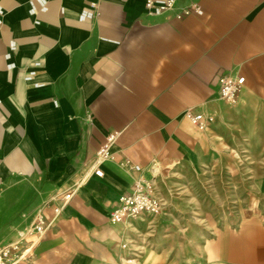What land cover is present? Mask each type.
Here are the masks:
<instances>
[{
  "label": "crops",
  "instance_id": "obj_1",
  "mask_svg": "<svg viewBox=\"0 0 264 264\" xmlns=\"http://www.w3.org/2000/svg\"><path fill=\"white\" fill-rule=\"evenodd\" d=\"M31 1L0 0V242L50 223L20 264H126L122 246L147 224L110 214L159 167L244 176L258 199L240 208L264 210V0H177L202 9L183 20L149 16L145 0H46L35 15ZM97 2L100 15L81 20ZM219 72L246 79L236 107L220 97ZM190 109L214 121L200 131ZM113 134L114 160L93 176ZM239 145L245 169L224 151ZM198 225L183 264H264V211Z\"/></svg>",
  "mask_w": 264,
  "mask_h": 264
},
{
  "label": "rangeland",
  "instance_id": "obj_2",
  "mask_svg": "<svg viewBox=\"0 0 264 264\" xmlns=\"http://www.w3.org/2000/svg\"><path fill=\"white\" fill-rule=\"evenodd\" d=\"M233 155L236 168L247 166V145L224 147ZM230 165V164H229ZM186 168H158L152 180L159 195L166 202L160 215L144 214L138 218L147 228L133 233L127 239L126 264H183L188 258L184 250L198 244V219L203 216H238L240 212L261 213L262 209L240 208L247 202L256 201L247 178L193 175ZM150 180V179H149ZM184 220V221H183ZM154 251L156 255H150Z\"/></svg>",
  "mask_w": 264,
  "mask_h": 264
},
{
  "label": "built area",
  "instance_id": "obj_3",
  "mask_svg": "<svg viewBox=\"0 0 264 264\" xmlns=\"http://www.w3.org/2000/svg\"><path fill=\"white\" fill-rule=\"evenodd\" d=\"M101 1L103 0H100V2ZM100 2L92 4V7L96 10L95 14L90 11H85L81 16V20L86 21L99 16ZM37 3L41 4V10H46L47 8L46 0L31 1V13L33 15L39 10ZM145 7L148 15L151 17L174 15L176 19L183 20L193 14H202V9L197 4L178 10L177 0H145ZM2 14L3 11L0 8V15ZM2 23L3 22L0 21V26ZM11 48L12 50H16V44L13 43ZM6 57L9 59L10 55L8 54ZM40 66V62L34 63L35 68H39ZM11 67H13V65H11ZM36 75L37 72L33 70L28 73L25 80L27 82H32ZM245 81L246 79L244 76L226 72H219L214 78V83L219 86L221 99L231 107H236L240 102ZM186 118L200 131H205L209 124L214 121L213 116L196 112L193 109L186 112ZM116 139L117 134L110 135L106 143L96 153L93 164V176L98 178L104 177L102 166L106 162L114 160L112 147ZM121 167L129 171L139 169L128 161L122 162ZM69 198L70 195L65 197L66 200H69ZM165 209L166 202L159 195L155 183L152 180L141 178L136 182L133 191L122 198L120 204L111 212L109 219L112 224L118 225L129 220L140 218L144 214L160 215ZM59 211V209H56V214H58ZM49 227L50 223L41 216L31 228L21 234L18 241L0 242V264H20L23 260L27 259L35 246V241L29 240V238L42 236ZM122 248L126 250L128 245L124 244Z\"/></svg>",
  "mask_w": 264,
  "mask_h": 264
}]
</instances>
